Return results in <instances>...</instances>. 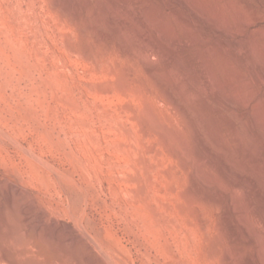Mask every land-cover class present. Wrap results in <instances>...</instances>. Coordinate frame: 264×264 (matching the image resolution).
Masks as SVG:
<instances>
[{
	"label": "rangeland",
	"instance_id": "rangeland-1",
	"mask_svg": "<svg viewBox=\"0 0 264 264\" xmlns=\"http://www.w3.org/2000/svg\"><path fill=\"white\" fill-rule=\"evenodd\" d=\"M122 1L0 0V264H264V141L249 129L264 108V74L243 62L251 46L264 55V21L245 24L264 20V0H201L232 26L219 36L186 6L144 0L160 10L152 22L171 20L178 54L158 40L160 23L138 24L141 2L129 10ZM185 25L190 44H180ZM220 39L232 53L245 42L242 54H217ZM206 48L215 51L210 78ZM198 168L211 187L196 192ZM234 195L239 226L230 228L223 215Z\"/></svg>",
	"mask_w": 264,
	"mask_h": 264
},
{
	"label": "bare ground",
	"instance_id": "bare-ground-1",
	"mask_svg": "<svg viewBox=\"0 0 264 264\" xmlns=\"http://www.w3.org/2000/svg\"><path fill=\"white\" fill-rule=\"evenodd\" d=\"M74 1V0H73ZM120 1V0H119ZM170 1V4H178V5H182V6H186V7H188L190 10H191V12L192 13H194L195 15H197L198 17H200L202 20H204L205 22H206V24H208L207 26H210L213 30H214V32L216 33V34H218V36L219 35H221L222 33H224V32H226V34H228V33H232L233 32V29H232V26H230V24L229 23H227V22H224V21H222V19L223 18H221L222 16H220V14H219V16L217 15V16H215V15H209L208 13H207V11H205V6H203L202 5V2H201V0H169ZM239 1H241V0H239ZM122 2H125L123 5L127 8V9H129L130 10V0H124V1H122ZM121 2V3H122ZM138 2H141L142 3V5L146 8L145 10H143L144 8H143V6H142V11L138 14V13H135L134 15H135V17L134 18H138V24H142L143 26L144 25H148V21H150L151 20V18H148V16H150V17H155L156 15H155V13H157V11L159 10L157 7H156V5L154 6L156 9H157V11H156V9L154 8L153 9V7L151 6L152 4H151V2L148 4V3H146L147 1H144V0H138ZM206 2V1H205ZM238 2V1H237ZM237 2H234L235 4L237 3ZM227 3V2H226ZM151 4V5H150ZM99 5V4H98ZM107 5V4H106ZM234 5V4H233ZM151 8H150V7ZM104 7V6H103ZM107 7V6H106ZM228 7V6H227ZM247 7V6H246ZM161 8V7H160ZM207 8H208V5H207ZM230 8V7H229ZM243 8V7H242ZM81 9V8H80ZM221 9V8H220ZM231 9V8H230ZM233 9V8H232ZM235 9V8H234ZM244 9V8H243ZM132 10V9H131ZM140 10H141V8H140ZM153 10H155L156 12H154ZM162 10V9H161ZM209 10V9H208ZM247 10V9H246ZM82 11V10H81ZM80 11V12H81ZM135 11V10H134ZM160 11V10H159ZM166 11V10H165ZM238 11V10H237ZM244 11V10H243ZM131 12V11H130ZM133 12V11H132ZM240 12V11H239ZM76 13H77V11H76ZM97 13V12H96ZM161 13H163V12H161ZM74 14V13H73ZM174 14L177 16L176 18H179L181 21H183L184 23L186 22H188V18L184 15V13L181 11V9L180 8H176V9H174ZM223 14V13H222ZM240 14V13H239ZM80 15V14H79ZM158 15V14H157ZM224 15H225V13H224ZM98 16V15H97ZM162 16V15H161ZM245 17V16H244ZM156 18H158V16L156 17ZM160 19H161V17H159ZM168 18V17H167ZM170 18V17H169ZM239 18V17H238ZM241 18V17H240ZM148 19H150V20H148ZM160 19H158L159 21H156V23H155V21H153L152 22V20L150 21V22H152V23H155L156 25H158V23H160L162 26H164V27H162L160 24V26H158V28H162L163 29V31H164V28H166L167 26L166 25H168V27H170V25H169V21H171V20H167V22H166V19H165V21H164V19L162 18L161 20ZM228 19V18H227ZM236 19V18H235ZM235 19H233V20H235ZM244 19V18H243ZM242 19V22L244 23V21L246 20L247 21V18L245 19V20H243ZM251 19V20H250ZM245 24H247L248 26H252V25H256L257 23H263V19H260L258 16H254L253 18H250ZM150 22H149V24H150ZM151 23V24H152ZM171 23V22H170ZM185 23V24H186ZM227 23V24H226ZM154 25V24H153ZM156 25H154L155 26V28L157 27ZM137 26V25H136ZM166 26V27H165ZM171 26H172V24H171ZM173 27V26H172ZM183 27V26H182ZM187 26L185 25V28H186ZM150 28V27H149ZM174 28V27H173ZM172 28V29H173ZM192 28V27H191ZM191 28H186L185 30L186 31H184L186 34H185V36L187 35V39L185 40V41H182V43H180V44H184V43H186V42H189V44L193 41V36H191V34H192V32L191 31H193V30H191ZM194 28V27H193ZM162 29H161V32L160 31H158L157 30V28H156V32H155V34L156 33H159L160 34V36H159V34H158V36L157 37H159V39L158 40H160L163 44H164V46H165V49L167 50V51H169L171 54H178L179 53V50H178V46H177V39H175V38H177V37H174V34H175V30L174 31H171L172 29H171V27H170V29H167L168 31H164V32H162ZM258 29V28H257ZM149 30V29H148ZM150 30H151V28H150ZM256 31V30H255ZM168 32V33H167ZM169 32H174L173 34H171V36L173 35V37H171L170 35H169ZM263 32V31H262ZM194 33V32H193ZM178 34V33H177ZM206 34V33H205ZM236 34V33H235ZM243 34V33H242ZM176 36V35H175ZM178 36V35H177ZM156 37V38H157ZM197 37V36H196ZM221 37V36H220ZM102 38V37H101ZM143 39V38H142ZM196 38H194V40H195ZM209 39V38H208ZM212 39V38H211ZM151 40H152V38H151ZM175 40H176V42H175ZM202 40V39H201ZM150 41V40H149ZM157 41V40H156ZM197 41L195 40V43H196ZM202 42L205 44V45H207L208 43H209V40H207V39H203L202 40ZM249 42V41H248ZM144 43V42H143ZM251 43V42H250ZM149 44H152V43H149ZM187 44V43H186ZM193 44V43H192ZM198 44H200V43H198ZM231 44V43H230ZM245 44V42L243 43L242 41H240V40H235L232 44H231V46L230 47H232L231 49L233 50V48L235 49L234 51V53H232L231 52V50L229 49V42H227V41H224V40H218L217 42H216V44H215V48L213 47V49L216 51V53L218 54H223L224 56H234V57H238V56H240L241 54H242V50L240 49L241 48V46L242 45H244ZM256 44V43H255ZM143 45V44H142ZM248 45V44H247ZM148 46V45H147ZM264 46V45H263ZM151 47V46H150ZM248 47V46H247ZM126 49V48H125ZM151 49H152V47H151ZM160 49V48H159ZM127 50V49H126ZM125 50V51H126ZM210 50V48H206V50H204V52H203V54L201 55V61H202V65H203V69H204V71H205V74H206V77L207 78H210V74H211V62H212V56H214V52L213 53H211V51H209ZM161 51H162V49H161ZM164 51V50H163ZM255 51H257L256 49H255ZM254 51V48L251 46V48H250V50H249V52H247V54H245L244 55V60H243V62H244V64L247 66V67H253V68H255L256 70H258L257 68H259V71H257V72H259V73H255V74H258V76H257V78H260L261 76H260V71H262L263 72V74H264V55H262L260 52V54L262 55H258V54H256L257 52H255ZM165 52H163V54H164ZM216 54V55H217ZM264 54V53H263ZM140 55V54H139ZM200 57V56H199ZM148 58V57H147ZM174 58H175V56H174ZM161 60V59H160ZM171 60V59H170ZM175 62V61H174ZM182 62V61H181ZM148 65V64H147ZM187 65V64H186ZM162 66V65H161ZM181 66H183V65H181ZM169 67H171V66H169ZM168 67V68H169ZM176 67H177V65H176ZM179 67V66H178ZM146 68V67H145ZM171 68H173V67H171ZM169 69L167 72H170V73H168V74H171L172 72V69ZM186 68H189V67H186ZM252 68V69H253ZM149 69V71L150 72H153L152 71V69H151V67L150 68H148ZM147 69V70H148ZM175 69V68H174ZM184 70L186 71L185 72V74H186V77H188V78H190L189 77V71H187V69H185L184 68ZM148 71V72H149ZM160 71V70H159ZM215 74V73H214ZM159 75V74H158ZM163 75V74H162ZM197 75V74H196ZM213 75V74H212ZM216 76V75H215ZM174 77V76H173ZM236 77V76H235ZM158 78V77H157ZM156 78V79H157ZM218 78V77H217ZM233 78V77H232ZM231 78V79H232ZM171 79V78H170ZM173 79V78H172ZM200 79V78H199ZM236 79V78H235ZM179 80V79H178ZM241 80H242V78H241ZM180 81V80H179ZM178 81V82H179ZM215 82H216V80H214ZM239 81V80H238ZM249 81V80H248ZM177 82V83H178ZM196 82V81H195ZM217 82H219L218 80H217ZM216 82V83H217ZM176 83V82H175ZM174 83V84H175ZM211 83V82H210ZM233 83H237V80H236V82H233ZM239 83H240V81H239ZM239 83H237L236 85H238ZM247 83V82H246ZM193 84V83H192ZM212 84V83H211ZM218 84V83H217ZM216 84V85H217ZM223 84H224V82H223ZM222 84V82L220 81V88H222V89H226V87H221V85H223ZM241 84V83H240ZM227 85V84H226ZM171 86V85H170ZM191 86V85H190ZM194 86V85H193ZM192 86V87H193ZM199 87V86H198ZM197 84H196V86H195V88H194V90H195V92H198L199 90H197ZM216 88V87H215ZM175 89V88H174ZM198 89H200V88H198ZM222 89H220V90H222ZM242 89V88H241ZM172 90V89H171ZM184 90V89H183ZM197 90V91H196ZM225 91H228V90H225ZM225 91L223 90V92L225 93ZM234 91V90H233ZM236 91V90H235ZM170 92V91H169ZM182 93V92H181ZM200 93V92H199ZM170 94V93H169ZM184 94V93H183ZM195 94V93H194ZM234 94V93H233ZM233 94L232 93H227V96H229V97H227L228 99H229V101L232 103V102H234V101H236L238 98H235V96L237 95V93L236 94H234V96H233ZM243 94V93H242ZM178 95V94H177ZM199 95V94H198ZM202 95V94H201ZM226 95V94H225ZM244 95V94H243ZM250 95H248V97H249ZM169 97L176 103V100H174V98H172L173 96H171V95H169ZM186 97V96H185ZM252 97V96H251ZM245 98H247V93H246V96H245ZM187 99V98H186ZM249 99V98H248ZM239 100V99H238ZM242 100H243V98H242ZM241 100V101H242ZM246 100V99H245ZM244 100V101H245ZM250 100V99H249ZM173 102V103H174ZM235 103V102H234ZM233 103V104H234ZM238 103V102H237ZM244 103H246V102H244ZM177 104V103H176ZM207 104V103H206ZM209 104V103H208ZM207 104V105H208ZM259 104V103H258ZM258 104H255V105H258ZM192 105V104H191ZM232 105V104H231ZM264 105V104H263ZM176 106V105H175ZM193 106H194V104H193ZM209 106H211V108H218V107H216V106H213V105H209ZM218 106V105H217ZM235 106H236V104H235ZM246 106H247V104H246ZM245 106V107H246ZM220 107V106H219ZM180 108V107H179ZM181 108H183L182 106H181ZM210 108V109H211ZM221 108V107H220ZM238 109V108H237ZM253 109V108H252ZM223 110V109H222ZM262 112H264V108H255L252 112H251V120L253 121L252 123H251V121L249 122V123H251V124H249L250 126H249V129H250V131L253 133V132H255V133H253V134H255V135H258V138L260 139H262L263 141H264V124H262L263 122H262V117H260V115H261V113ZM231 113V112H230ZM182 114H184V113H182ZM187 114V113H186ZM232 114V113H231ZM238 114V113H237ZM202 115V114H201ZM262 115H264V114H262ZM200 116V115H199ZM234 116V115H233ZM187 118V117H186ZM219 118V117H218ZM233 118V117H232ZM235 118V117H234ZM186 120V119H185ZM234 120V119H233ZM189 121V120H188ZM236 121H237V119H236ZM249 121V120H248ZM238 122V121H237ZM237 122H233V126L235 127V129H236V131L238 130V128H239V125L237 124ZM208 124V123H207ZM218 124V123H217ZM204 125V124H203ZM203 125H202V127H203ZM244 125V124H243ZM207 126V125H206ZM205 126V127H206ZM215 126V125H214ZM193 127V126H192ZM220 127V126H219ZM248 127V126H247ZM159 128V127H158ZM157 129V128H156ZM207 129H209L210 130V126H207ZM213 129V128H212ZM216 129V128H215ZM217 129H218V126H217ZM204 130V129H203ZM214 130V129H213ZM232 130V129H231ZM247 130V129H246ZM245 130V131H246ZM195 131V130H194ZM219 131V130H218ZM220 131H221V129H220ZM199 132V131H198ZM248 132H249V130H248ZM211 133V132H210ZM235 133V132H234ZM246 133V132H245ZM251 133V134H252ZM257 133V134H256ZM195 134V133H194ZM198 134V133H197ZM209 134V133H208ZM214 134V133H213ZM217 134V133H216ZM220 134V133H219ZM242 133L240 132V134H239V130L237 131V133H236V135L238 136V137H240V135H241ZM243 135V134H242ZM241 135V138L243 139V138H245V135H244V137ZM248 135V134H247ZM220 136V135H219ZM218 136V137H219ZM196 137V136H195ZM215 137H216V135H215ZM217 137V138H218ZM235 137V136H234ZM249 137V136H248ZM198 138H200V137H198ZM203 138V137H202ZM220 138H222V137H220ZM252 138V137H251ZM256 138V137H255ZM249 139V138H248ZM218 140H220V139H218ZM222 140V139H221ZM220 140V141H221ZM227 140V139H226ZM251 140V139H250ZM254 140V139H253ZM262 140H259V141H262ZM203 141V140H202ZM219 141V142H220ZM262 141V142H263ZM197 142V141H196ZM226 142V141H225ZM224 142V140H223V143L222 144H224L225 143ZM254 142V141H253ZM184 143V142H183ZM202 143V142H201ZM200 144V143H199ZM203 144V146H204V143H202ZM201 144V145H202ZM214 144V143H213ZM213 144H211V145H213ZM246 144H248V143H246ZM252 144V143H251ZM256 144V143H255ZM200 145V146H201ZM208 145H210V144H208ZM197 146H198V144H197ZM200 146H198V147H200ZM250 146V145H249ZM252 146H254V145H252ZM256 146V145H255ZM259 146V145H258ZM257 146V149L259 148ZM201 148H202V146H201ZM184 149V148H183ZM248 149H249V147H248ZM251 149V148H250ZM209 150V149H208ZM253 150V149H252ZM255 150V149H254ZM229 151V150H228ZM231 151V150H230ZM229 151V152H230ZM234 151V150H233ZM246 151H248V150H246ZM259 151V150H258ZM178 152H179V150H178ZM180 152H181V150H180ZM182 152H184V151H182ZM210 152V151H209ZM251 152V151H250ZM261 152V153H260ZM260 152H258V153H260V154H256L257 156L256 157H258L257 159H259V157H260V159H263L264 160V153H262V151L260 150ZM185 153V152H184ZM252 154H253V151L251 152ZM188 154V153H187ZM186 154V155H187ZM206 154V153H205ZM185 155V154H184ZM209 154H207V156H208ZM213 155V154H212ZM232 155H233V153H232ZM207 156H206V159H207ZM234 156V155H233ZM204 157V156H203ZM229 157V156H228ZM208 158H209V156H208ZM231 158V157H230ZM234 158V157H233ZM249 158V157H248ZM252 158H253V156H252ZM191 159V158H190ZM202 159V161H203V158H201ZM251 159V158H250ZM259 159V160H260ZM210 160H212L211 158H210ZM225 160V159H224ZM236 160V159H235ZM234 159L232 160V161H235ZM181 161V160H180ZM190 161V160H189ZM199 161V160H198ZM201 161V160H200ZM200 161H199V163H200ZM209 161V160H208ZM231 161V160H230ZM254 161V160H253ZM262 161V160H261ZM260 161V162H261ZM182 162H183V159H182ZM204 162V161H203ZM216 161H214V163H215ZM219 162V161H218ZM224 162V161H223ZM239 162V161H238ZM264 162V161H263ZM184 163V162H183ZM228 162H225V164L223 165L224 167H225V169L227 170V172H228V170H229V175H230V172L232 173H234V174H236L235 176V179L233 180V183H234V185L236 186V188H238V189H241V190H244V191H247L249 188H248V182H246L243 178H242V176L240 175L241 173L239 172L238 173V171H236V169L234 168V166L232 165V164H227ZM245 163V162H244ZM248 163H250L249 161H248ZM187 164V163H186ZM212 164H213V161H212ZM242 164V163H241ZM240 164V165H241ZM246 164V163H245ZM200 166H201V163L199 164ZM222 165V164H221ZM235 166H236V164H234ZM195 166V165H194ZM197 167H199V166H197ZM242 167V166H241ZM240 167V168H241ZM256 167V166H255ZM224 169V168H223ZM224 169V170H225ZM249 169V168H248ZM254 169V168H253ZM257 169V168H256ZM198 171L197 172H199V171H201V175H202V170H201V168H198L197 169ZM225 170V171H226ZM242 170V169H241ZM243 170H244V168H243ZM254 171V170H253ZM196 172V171H195ZM195 172H194V174H195ZM245 172V171H244ZM255 173V172H254ZM204 174V173H203ZM227 174V173H226ZM193 175V174H192ZM196 176V175H195ZM202 176H204L202 179H201V183L199 184V182H198V180L194 177V175H193V177L192 178H194L193 179V184L191 185V186H194V189L196 190V192H198L199 191V187H200V185L202 184V186L204 187H206V185H209L210 187H211V184H210V181H209V177H208V175H202ZM207 176V177H206ZM228 176V175H227ZM254 176H255V174H254ZM263 176V175H262ZM230 177V176H229ZM256 177H258V176H256ZM255 177V178H256ZM191 178V179H192ZM259 178V177H258ZM257 178V179H258ZM262 178V177H261ZM260 178V179H261ZM200 180V179H199ZM259 183V182H258ZM208 188V187H207ZM258 188V187H257ZM256 190V189H255ZM259 190H261V188L259 189ZM222 191H223V189H222ZM221 191V192H222ZM225 192V191H224ZM259 192H261V191H259ZM198 195H199V193H197ZM237 194V193H236ZM221 195V194H220ZM256 195V194H255ZM261 195V194H260ZM199 196H201V195H199ZM219 195H217V197L215 196V199H220V197H218ZM183 197H184V195H183ZM187 197H189V196H187ZM195 197V196H194ZM222 197V196H221ZM238 196H236V195H234V196H232L231 198H230V202H228V203H230V207L228 208V211L226 212V214L225 215H223V217L225 216V218H224V220H225V222L228 224V225H230V228L232 227V228H234V226H239V223H238V219L237 220H234V218L236 217L235 215H234V218L232 217L233 215V212L235 213V211L237 212V204H238V198H237ZM242 197V196H241ZM250 197V196H249ZM255 197V196H254ZM263 197V196H262ZM202 198V197H201ZM244 198V197H243ZM261 198V197H260ZM259 198V199H260ZM190 200H191V198H189ZM258 199V198H257ZM264 199V198H263ZM185 200H186V197H185ZM211 200V199H210ZM193 201V200H192ZM208 201H209V199H208ZM257 201V200H256ZM263 201V200H262ZM191 202V201H190ZM258 202V201H257ZM253 203H254V201H253ZM259 203V202H258ZM261 203V202H260ZM188 204V203H187ZM191 204V203H190ZM262 204H264V203H262ZM189 205V204H188ZM259 205V204H258ZM255 206V205H254ZM239 210V209H238ZM260 211V214H262L263 216H264V207H261V210H259ZM258 211V212H259ZM242 212V211H241ZM247 212V211H246ZM243 213V212H242ZM204 214V213H203ZM237 215V214H236ZM240 215V214H239ZM240 217V216H239ZM237 218V217H236ZM225 224V223H224ZM228 225H226V226H228ZM229 227V226H228ZM222 229V228H221ZM230 233V232H229ZM230 235H231V233H230ZM236 234H233V238H235V237H237V235L235 236ZM261 235V234H260ZM229 236V235H228ZM223 241V240H222ZM229 246V245H228ZM229 250V249H228ZM226 257V256H225ZM229 258H231V255L229 254L228 255V257H227V259H229ZM231 261H232V259H231ZM254 261V260H253ZM251 264H254L253 262H251Z\"/></svg>",
	"mask_w": 264,
	"mask_h": 264
}]
</instances>
